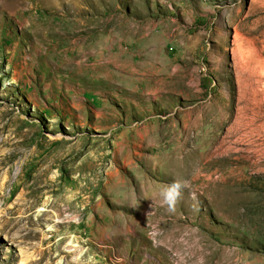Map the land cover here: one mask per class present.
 Wrapping results in <instances>:
<instances>
[{"label": "rangeland", "instance_id": "rangeland-1", "mask_svg": "<svg viewBox=\"0 0 264 264\" xmlns=\"http://www.w3.org/2000/svg\"><path fill=\"white\" fill-rule=\"evenodd\" d=\"M69 263L264 264V0H0V264Z\"/></svg>", "mask_w": 264, "mask_h": 264}, {"label": "clouds", "instance_id": "clouds-1", "mask_svg": "<svg viewBox=\"0 0 264 264\" xmlns=\"http://www.w3.org/2000/svg\"><path fill=\"white\" fill-rule=\"evenodd\" d=\"M185 185L180 181H174L172 184L168 185L161 192V201L162 205H166L168 210H172L176 200L180 197L182 188Z\"/></svg>", "mask_w": 264, "mask_h": 264}, {"label": "bare ground", "instance_id": "bare-ground-1", "mask_svg": "<svg viewBox=\"0 0 264 264\" xmlns=\"http://www.w3.org/2000/svg\"><path fill=\"white\" fill-rule=\"evenodd\" d=\"M30 209V208H29ZM59 249V248H58ZM55 250V249H54ZM52 251V250H51ZM46 253H47V251H46ZM53 253V252H52ZM44 255V254H43ZM50 255H52V254H50ZM45 256V255H44ZM47 256H48V254H47ZM48 258V257H47ZM50 259L51 260H53V258L52 257H50ZM49 260V259H48ZM70 264V263H69ZM152 264V263H151Z\"/></svg>", "mask_w": 264, "mask_h": 264}]
</instances>
